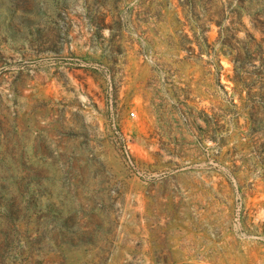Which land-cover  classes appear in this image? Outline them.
Segmentation results:
<instances>
[{
    "label": "rangeland",
    "instance_id": "obj_1",
    "mask_svg": "<svg viewBox=\"0 0 264 264\" xmlns=\"http://www.w3.org/2000/svg\"><path fill=\"white\" fill-rule=\"evenodd\" d=\"M253 26L264 0H0V264H264Z\"/></svg>",
    "mask_w": 264,
    "mask_h": 264
},
{
    "label": "trees",
    "instance_id": "obj_2",
    "mask_svg": "<svg viewBox=\"0 0 264 264\" xmlns=\"http://www.w3.org/2000/svg\"><path fill=\"white\" fill-rule=\"evenodd\" d=\"M236 24L240 25L241 22L237 21ZM252 29H254L255 31H259V33H262V35H264V33L261 32L260 28L253 26ZM238 31L239 30H237V28H234V33H237ZM247 37L249 38L248 45L250 48L257 47L262 53L264 52V45H263L264 43L262 42L263 44H261V40L264 41L263 37L260 39V41H259L260 43L258 41H256L255 38H253L248 32H247Z\"/></svg>",
    "mask_w": 264,
    "mask_h": 264
},
{
    "label": "built area",
    "instance_id": "obj_3",
    "mask_svg": "<svg viewBox=\"0 0 264 264\" xmlns=\"http://www.w3.org/2000/svg\"><path fill=\"white\" fill-rule=\"evenodd\" d=\"M130 114L133 116L134 115V112H130Z\"/></svg>",
    "mask_w": 264,
    "mask_h": 264
}]
</instances>
